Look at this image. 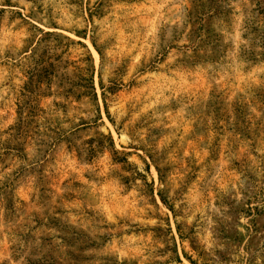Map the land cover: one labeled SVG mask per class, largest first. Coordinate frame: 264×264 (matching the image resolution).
<instances>
[{
	"label": "rangeland",
	"instance_id": "374dc122",
	"mask_svg": "<svg viewBox=\"0 0 264 264\" xmlns=\"http://www.w3.org/2000/svg\"><path fill=\"white\" fill-rule=\"evenodd\" d=\"M254 1L0 0V264H264Z\"/></svg>",
	"mask_w": 264,
	"mask_h": 264
},
{
	"label": "trees",
	"instance_id": "16d2710c",
	"mask_svg": "<svg viewBox=\"0 0 264 264\" xmlns=\"http://www.w3.org/2000/svg\"><path fill=\"white\" fill-rule=\"evenodd\" d=\"M255 10L258 21H249L245 24L248 35H252L253 41L256 42L258 49L261 50L259 57L264 56V0H255Z\"/></svg>",
	"mask_w": 264,
	"mask_h": 264
}]
</instances>
